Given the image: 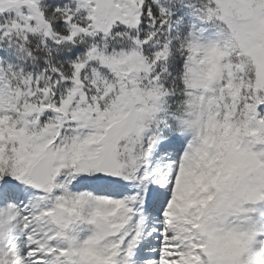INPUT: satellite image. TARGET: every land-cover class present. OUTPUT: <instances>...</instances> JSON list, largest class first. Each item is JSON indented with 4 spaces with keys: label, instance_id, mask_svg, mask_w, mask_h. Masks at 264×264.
Here are the masks:
<instances>
[{
    "label": "snow or ice",
    "instance_id": "snow-or-ice-1",
    "mask_svg": "<svg viewBox=\"0 0 264 264\" xmlns=\"http://www.w3.org/2000/svg\"><path fill=\"white\" fill-rule=\"evenodd\" d=\"M0 264H264V0H0Z\"/></svg>",
    "mask_w": 264,
    "mask_h": 264
}]
</instances>
